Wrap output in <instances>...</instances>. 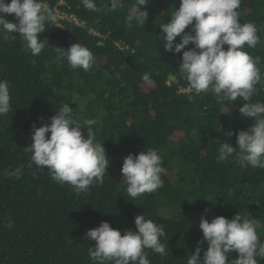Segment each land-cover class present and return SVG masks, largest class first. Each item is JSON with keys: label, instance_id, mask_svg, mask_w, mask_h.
<instances>
[{"label": "trees", "instance_id": "16d2710c", "mask_svg": "<svg viewBox=\"0 0 264 264\" xmlns=\"http://www.w3.org/2000/svg\"><path fill=\"white\" fill-rule=\"evenodd\" d=\"M60 1L86 27L65 23L60 29L46 22L40 39L49 45L37 56L24 48L19 33L12 37L0 28V79L9 82L12 104V111L0 117V264H92L86 232L102 221L122 235L125 229L136 231L134 219L143 213L164 226L161 241L169 247L165 257L147 250L151 264H186L197 247L202 259L207 243L198 244L203 240L201 216L211 221L239 213L256 219L264 241V169L242 166L238 150L226 161L218 158L224 141L238 148L236 134L254 123L240 107L264 105V0H241L237 9L240 22L253 23L260 37L254 48L244 46L259 58L260 82L249 101L181 92L190 88L179 72L182 52L165 51L160 30L180 0H95L98 11L86 9L81 0L47 3ZM134 9L138 17L140 10L147 17L134 19L129 28L126 18ZM6 19L17 22L14 14ZM77 42L95 57L88 71L57 60L56 48L67 50ZM145 73L150 82L142 79ZM64 104L72 108L85 137V121H96V141L109 159L104 183L86 191L54 181L28 149L32 125L42 126L41 118L49 122ZM150 148L163 157L164 185L132 198L122 179L123 160ZM17 168L20 172L11 175ZM9 219L14 222L10 229L4 226ZM228 257L236 259L238 253Z\"/></svg>", "mask_w": 264, "mask_h": 264}, {"label": "clouds", "instance_id": "9594fccd", "mask_svg": "<svg viewBox=\"0 0 264 264\" xmlns=\"http://www.w3.org/2000/svg\"><path fill=\"white\" fill-rule=\"evenodd\" d=\"M81 2L86 9L98 11L95 0ZM240 4L241 0H180L169 22L160 24L164 49L174 55L182 52L179 72L194 92H211L219 100L249 101L254 85L260 82L259 58L250 56L244 47L254 48L259 43L258 29L251 22H240L237 11ZM12 14L17 22L6 19ZM146 17L147 12L140 10L138 17L134 9L127 16L126 24L131 28L134 19L146 20ZM57 19L47 0H0V28L12 37V33H19L24 48L33 56L49 45L47 39H40L46 22L56 23ZM190 25V31H186ZM177 37H180L178 43ZM189 44L194 47L184 50ZM56 50L57 60H66L73 69L88 71L93 66V53L78 42L67 50ZM142 79L150 82V74L145 73ZM11 111L9 82L0 79V117ZM239 111L253 118L254 123L250 129L236 134L238 148L224 141L218 158L226 161L238 150L242 166L264 169V105L246 102ZM41 121L40 127L32 125L33 142L28 147L32 161L38 167H47L57 183H67L77 191L103 184L109 159L103 143L96 141L92 129L96 121H85L88 126L85 137L84 127L77 122L68 104L60 106L49 122L43 123V118ZM19 172L17 168L11 175ZM164 173L162 155L151 148L138 154L130 153L121 167L126 191L132 198L162 188ZM13 223L9 219L4 226L10 229ZM134 224L136 231L125 229L123 235L107 221L88 230L85 238L93 245L88 250L92 264H151L147 250L161 257L168 255V243L161 241L166 235L163 225L146 219L144 213L135 217ZM199 228L203 240L198 244L206 241L207 249L201 259L202 250L197 247L186 264H259V259H264V241L258 236L256 219L243 218L239 213L231 219L216 216L211 221L201 216ZM233 251L238 253V258L229 260L228 253Z\"/></svg>", "mask_w": 264, "mask_h": 264}, {"label": "built area", "instance_id": "2783aa9c", "mask_svg": "<svg viewBox=\"0 0 264 264\" xmlns=\"http://www.w3.org/2000/svg\"><path fill=\"white\" fill-rule=\"evenodd\" d=\"M48 5L51 9L54 10V12L56 13V15L58 17L57 22H56V26L58 28H60V29L64 28L65 23L74 24V25L82 27V28L86 27V23L81 21L76 15L69 13L68 11L62 9V7L66 5L63 1H60L56 6H51L50 4H48ZM90 33L94 34L96 37H101L100 34L95 32L94 30H90ZM116 46L120 50H127L128 49V47L124 46V44H122V43H116ZM192 91L193 90H191L190 88L181 90L182 93H189Z\"/></svg>", "mask_w": 264, "mask_h": 264}]
</instances>
